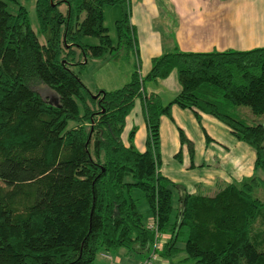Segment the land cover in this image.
Returning a JSON list of instances; mask_svg holds the SVG:
<instances>
[{"label":"trees","instance_id":"1","mask_svg":"<svg viewBox=\"0 0 264 264\" xmlns=\"http://www.w3.org/2000/svg\"><path fill=\"white\" fill-rule=\"evenodd\" d=\"M0 0V264H96L100 254L145 257L152 234L130 197L139 190L163 238L165 264H264V124L248 125L244 107L264 115V48L171 52L154 57L140 75L126 0H35L39 44L26 11ZM13 1V0H9ZM63 6V12L60 11ZM120 8L111 45L102 9ZM94 37L96 45L81 42ZM122 52L132 62L127 83L91 94L72 67ZM175 72L179 91L165 104L146 82ZM41 84L55 102L34 90ZM146 127L144 150L133 130L121 141L134 101ZM224 125L253 150V176L213 196L185 194L174 213L168 180L159 175V120L170 108ZM180 145L193 148L181 130ZM129 178L130 180H126ZM262 184V185H261Z\"/></svg>","mask_w":264,"mask_h":264},{"label":"rangeland","instance_id":"2","mask_svg":"<svg viewBox=\"0 0 264 264\" xmlns=\"http://www.w3.org/2000/svg\"><path fill=\"white\" fill-rule=\"evenodd\" d=\"M34 3L35 0H8L6 10L9 13H14L18 6L23 7L31 31L37 37L39 44H43L45 36L39 33ZM59 8L63 12V6ZM102 15L107 36L111 45L115 46L114 23L121 17L120 8L105 6L102 9ZM81 42L86 45L97 44L94 37H84ZM71 69L91 94H94L98 89L104 91L118 89L127 83L130 75V64L125 60L122 52H115L114 55L105 56L103 59H88L85 66L72 67ZM116 80L121 81L120 84ZM33 88L41 97L55 102V95L48 88L41 84H34ZM145 90L158 94L162 104L167 103L179 90L175 72L172 71L163 81L147 83ZM171 107L183 113L173 114L172 120L163 117L159 121L160 168L158 171L162 177L168 179L174 213L180 209L182 198L187 193L210 197L226 185H238L253 176L254 154L249 146L238 141L224 127L217 125L213 119L203 118L197 122L190 111L178 109L175 105ZM237 110L246 124H264V115L254 116L244 107H239ZM132 126L138 127V124L131 125L128 120L121 134L123 141L126 140ZM166 127L169 129L167 130ZM138 129L140 130V128ZM178 130L184 132V136L192 142L193 156L191 160L186 145H179ZM142 147L143 144L139 150ZM256 174L261 180H264L262 174L259 172ZM126 180L130 179L126 178ZM252 194L264 201V185L255 187ZM130 197L135 202L143 225H146L150 220L151 213L142 193L137 189H132ZM259 223V220L255 223L254 230L259 229L264 239V228ZM110 257L112 262L105 261L99 256L96 259V264H115V261L119 259H121V264H137L144 258L135 253H129L123 257ZM164 262L157 258L154 264H165Z\"/></svg>","mask_w":264,"mask_h":264},{"label":"crops","instance_id":"3","mask_svg":"<svg viewBox=\"0 0 264 264\" xmlns=\"http://www.w3.org/2000/svg\"><path fill=\"white\" fill-rule=\"evenodd\" d=\"M126 1L129 9V24L133 29L136 59L140 75L147 73L149 62L152 58L164 53H207L226 50L248 51L264 48V0ZM132 62L131 60L128 62L130 64V73L132 71ZM163 80L146 82L144 84V92L146 94L153 93L146 92L145 85L147 83H156ZM120 82L117 81L118 84ZM98 90L101 91V89ZM132 110L133 112H131ZM131 111L126 117L125 124L128 120H130L131 125L138 124V127L132 126L129 131H134L133 146L138 152H142L144 145L141 150L139 148L144 143L146 127L141 111V103L138 100L134 101ZM181 113L183 112H179L176 108L171 107L170 118H166L172 120L171 116L173 118V114ZM203 118L211 117L201 114L199 119ZM213 120L217 125L224 127L229 133V130L224 125L215 119ZM166 129L168 130L169 128L166 127ZM185 138L190 141L186 136ZM121 141L125 146L127 145L126 140L123 141L121 138ZM189 158L191 160L190 156ZM118 256L123 257L126 255L124 252H121ZM120 261L121 259L115 261V264H121Z\"/></svg>","mask_w":264,"mask_h":264},{"label":"built area","instance_id":"4","mask_svg":"<svg viewBox=\"0 0 264 264\" xmlns=\"http://www.w3.org/2000/svg\"><path fill=\"white\" fill-rule=\"evenodd\" d=\"M145 226V229L148 230L152 234V242L150 243L147 253L143 260L138 262L137 264H154V262L157 260L158 252L160 250L161 244L163 242V238H165L163 235H161L157 228V219L155 216L150 217V220H148V223ZM102 259L105 261H111V257L107 254H100L99 255Z\"/></svg>","mask_w":264,"mask_h":264}]
</instances>
